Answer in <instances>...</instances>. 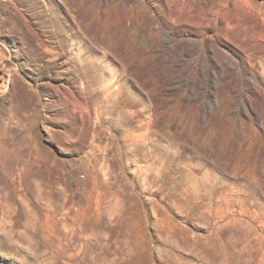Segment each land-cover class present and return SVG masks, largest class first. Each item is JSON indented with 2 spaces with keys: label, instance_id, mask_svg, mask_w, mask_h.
<instances>
[{
  "label": "rangeland",
  "instance_id": "rangeland-1",
  "mask_svg": "<svg viewBox=\"0 0 264 264\" xmlns=\"http://www.w3.org/2000/svg\"><path fill=\"white\" fill-rule=\"evenodd\" d=\"M0 264H264V0H0Z\"/></svg>",
  "mask_w": 264,
  "mask_h": 264
},
{
  "label": "bare ground",
  "instance_id": "bare-ground-1",
  "mask_svg": "<svg viewBox=\"0 0 264 264\" xmlns=\"http://www.w3.org/2000/svg\"><path fill=\"white\" fill-rule=\"evenodd\" d=\"M217 49V48H216ZM215 51H217V50H215ZM218 54V53H217ZM223 55V54H222ZM252 69V68H251ZM249 71V70H248ZM251 73V72H250ZM252 74V73H251ZM6 80V79H5ZM6 82V81H5ZM11 146V145H10ZM15 147H17V146H15ZM19 151V150H18ZM66 227V226H65Z\"/></svg>",
  "mask_w": 264,
  "mask_h": 264
}]
</instances>
